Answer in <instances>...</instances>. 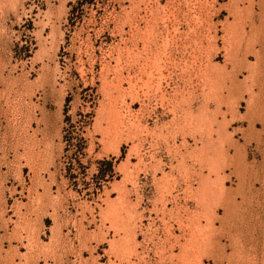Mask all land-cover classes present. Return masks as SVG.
Here are the masks:
<instances>
[{
  "label": "rangeland",
  "instance_id": "374dc122",
  "mask_svg": "<svg viewBox=\"0 0 264 264\" xmlns=\"http://www.w3.org/2000/svg\"><path fill=\"white\" fill-rule=\"evenodd\" d=\"M0 264H264V0H0Z\"/></svg>",
  "mask_w": 264,
  "mask_h": 264
},
{
  "label": "trees",
  "instance_id": "16d2710c",
  "mask_svg": "<svg viewBox=\"0 0 264 264\" xmlns=\"http://www.w3.org/2000/svg\"><path fill=\"white\" fill-rule=\"evenodd\" d=\"M110 164V163H109ZM110 166H111V164H110Z\"/></svg>",
  "mask_w": 264,
  "mask_h": 264
}]
</instances>
